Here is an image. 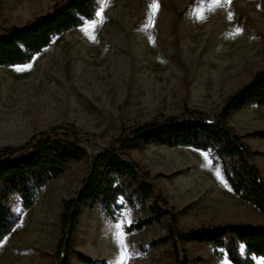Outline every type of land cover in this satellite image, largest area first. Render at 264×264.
I'll return each instance as SVG.
<instances>
[{
  "label": "rangeland",
  "instance_id": "rangeland-1",
  "mask_svg": "<svg viewBox=\"0 0 264 264\" xmlns=\"http://www.w3.org/2000/svg\"><path fill=\"white\" fill-rule=\"evenodd\" d=\"M61 0H0V33L46 13ZM97 17L57 36L30 63L0 66V147L18 145L55 124L73 123L89 152L121 130L184 105L215 116L230 95L264 69V0H97ZM239 30V31H238ZM230 123L255 151L264 175V106L233 113ZM174 209L181 230L202 224L264 223V214L231 188L213 152L151 145L132 152ZM89 159L74 161L47 185L0 241V264H53L63 201L82 187ZM219 173V176L217 175ZM150 202H147L149 204ZM15 212L21 203H10ZM147 207H125L115 220L85 205L75 248L109 264H177L167 217L127 232ZM123 233L122 242H117ZM190 264H232L208 244L182 241ZM262 257L255 259L261 264ZM72 264H82L77 257Z\"/></svg>",
  "mask_w": 264,
  "mask_h": 264
},
{
  "label": "trees",
  "instance_id": "trees-1",
  "mask_svg": "<svg viewBox=\"0 0 264 264\" xmlns=\"http://www.w3.org/2000/svg\"><path fill=\"white\" fill-rule=\"evenodd\" d=\"M97 0H61L49 11L11 26L0 33V66L26 65L62 33L79 28L97 17ZM251 106H264V69L230 95L215 116L184 105L180 114L160 112L132 125L121 123L120 133L89 152L88 134L73 123L55 124L34 133L18 145L0 147V241L8 236L21 215L36 202L42 190L63 175L74 161L89 159L81 189L63 201L61 234L53 264H109L75 248L82 208L100 204L105 217L115 220L125 207H147L149 214L128 224L127 232L142 230L167 217L169 233L150 242V248L174 240L177 264H190L182 241L208 244L216 259L232 264H255L264 258V223L202 224L188 230L177 225V216L162 192L151 182L149 171L134 159V150L151 145L190 147L209 151L221 160L233 191L264 214V175L255 162V151L230 123V116ZM264 139V130L257 132ZM17 197L21 211L10 203ZM147 202H150L147 204Z\"/></svg>",
  "mask_w": 264,
  "mask_h": 264
},
{
  "label": "snow or ice",
  "instance_id": "snow-or-ice-1",
  "mask_svg": "<svg viewBox=\"0 0 264 264\" xmlns=\"http://www.w3.org/2000/svg\"><path fill=\"white\" fill-rule=\"evenodd\" d=\"M217 175L219 176V173L218 172H217ZM122 237H123V233H118V235H117V242L118 243H121L122 242ZM261 264H264V259L261 260Z\"/></svg>",
  "mask_w": 264,
  "mask_h": 264
}]
</instances>
